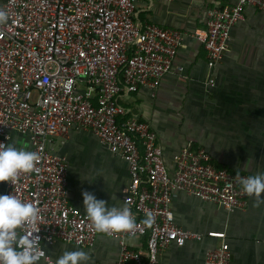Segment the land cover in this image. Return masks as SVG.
I'll use <instances>...</instances> for the list:
<instances>
[{
  "label": "built area",
  "instance_id": "2783aa9c",
  "mask_svg": "<svg viewBox=\"0 0 264 264\" xmlns=\"http://www.w3.org/2000/svg\"><path fill=\"white\" fill-rule=\"evenodd\" d=\"M137 1L0 2L7 16L0 23V143L8 144L12 132H28L30 151L41 156L33 172L22 173L15 184L6 182L3 194L39 208V231L33 233L45 253L39 264H54L45 243L89 247L100 234L85 211L69 204L66 159L48 148L51 136L66 135L74 126L91 130L128 164L123 203L137 223L133 233L105 234L119 244L112 264H157L169 245L202 238L175 222L176 192L229 211L247 206L250 196L239 179L249 174L215 165L206 149L189 144L173 154L170 170L150 122L119 103L122 94L158 87L184 38L179 29L136 21ZM246 6L264 13V0H226L208 10L205 27L194 33L206 51L208 70L221 60ZM213 82L208 76L207 85ZM146 213L154 216L151 227L142 223ZM131 237H143L144 245L130 246ZM231 257L222 240L205 253L203 264H230Z\"/></svg>",
  "mask_w": 264,
  "mask_h": 264
},
{
  "label": "crops",
  "instance_id": "0c3cea01",
  "mask_svg": "<svg viewBox=\"0 0 264 264\" xmlns=\"http://www.w3.org/2000/svg\"><path fill=\"white\" fill-rule=\"evenodd\" d=\"M225 1L136 2V21L176 28L184 34L172 70L158 87L143 86L119 97L130 115L150 122L170 170L173 154L189 144L206 149L215 165L233 172H264V13L252 6L244 8L243 19L232 27L228 47L211 71L206 51L194 36L205 27L208 10ZM208 76L213 77L212 85L206 83ZM8 144L30 151L28 132H12ZM48 148L66 159L70 205L85 211V190L109 206L123 203L128 164L91 130L74 126L66 135L51 136ZM6 182H0V194ZM254 202L249 197L245 209L229 211L217 203L174 193L175 222L201 233L202 238L182 246L169 245L157 264H203L205 253L222 240L229 244L230 264H264V204L255 207ZM127 243L137 248L144 245V238H127ZM44 246L53 261L64 250H84L91 257L88 264H112L119 251L118 240L102 233L89 247L61 241Z\"/></svg>",
  "mask_w": 264,
  "mask_h": 264
},
{
  "label": "clouds",
  "instance_id": "9594fccd",
  "mask_svg": "<svg viewBox=\"0 0 264 264\" xmlns=\"http://www.w3.org/2000/svg\"><path fill=\"white\" fill-rule=\"evenodd\" d=\"M6 13L0 11V23L6 21ZM41 156L26 147L0 143V182L15 184L22 173L35 170ZM242 191L254 198V206L264 204V172H258L239 179ZM85 213L97 233H133L136 218L127 203L112 205L97 199L89 191H82ZM112 199H116L115 196ZM39 208L25 202L16 195L0 194V264H39L45 255L40 247V237L33 235L39 231ZM142 223L151 227L154 216L146 213ZM27 228L22 232L21 229ZM91 257L84 250H64L54 264H88Z\"/></svg>",
  "mask_w": 264,
  "mask_h": 264
}]
</instances>
